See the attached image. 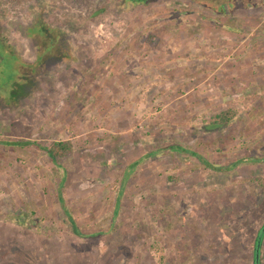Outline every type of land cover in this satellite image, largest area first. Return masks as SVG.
Wrapping results in <instances>:
<instances>
[{
  "label": "rangeland",
  "instance_id": "rangeland-1",
  "mask_svg": "<svg viewBox=\"0 0 264 264\" xmlns=\"http://www.w3.org/2000/svg\"><path fill=\"white\" fill-rule=\"evenodd\" d=\"M0 44V264H254L264 0H0Z\"/></svg>",
  "mask_w": 264,
  "mask_h": 264
},
{
  "label": "trees",
  "instance_id": "trees-1",
  "mask_svg": "<svg viewBox=\"0 0 264 264\" xmlns=\"http://www.w3.org/2000/svg\"><path fill=\"white\" fill-rule=\"evenodd\" d=\"M1 50H3L1 48ZM234 116V111L233 110H226L218 115L215 116V121L216 123L219 124H223V123H229L230 121H232ZM43 148L46 153L48 154L49 158L51 159V161L53 163L58 164L63 158H65L66 156H68L73 149L72 143L69 140H59V141H55L53 142L50 146L47 147H41ZM262 229V228H261ZM261 229L258 233V236L256 238L255 241V248H254V264H256V253H257V242H258V238H259V234L261 232ZM262 241V240H261ZM262 243V242H261ZM261 246L258 249L260 252ZM259 263H260V259H259Z\"/></svg>",
  "mask_w": 264,
  "mask_h": 264
},
{
  "label": "flooded vegetation",
  "instance_id": "flooded-vegetation-1",
  "mask_svg": "<svg viewBox=\"0 0 264 264\" xmlns=\"http://www.w3.org/2000/svg\"><path fill=\"white\" fill-rule=\"evenodd\" d=\"M3 49L2 51L4 52V54H5V56H7V57H9V56H14L15 57V59H16V61H17V67H18V69H19V71H20V75H21V70L22 69H26V65L23 63V61H21L18 57H20L17 53H15V52H10L9 50H6V48L3 46L2 47V45L0 44V49ZM27 69H29V70H33L34 68H33V66H31V65H29L28 67H27ZM19 75V76H20ZM19 76H17V77H19ZM22 76V75H21ZM25 77V79H26V77H27V75L26 76H24ZM28 78L29 77H27V79L26 80H28ZM19 79V78H18ZM13 90L11 89V87L9 88V90H8V93H9V96H13ZM20 92V91H19Z\"/></svg>",
  "mask_w": 264,
  "mask_h": 264
},
{
  "label": "water",
  "instance_id": "water-1",
  "mask_svg": "<svg viewBox=\"0 0 264 264\" xmlns=\"http://www.w3.org/2000/svg\"><path fill=\"white\" fill-rule=\"evenodd\" d=\"M263 236H264V225L262 226V229H261V232L259 234V238H258V242H257V253H256V264H260L259 263V257H260V252H259V248L261 246V240L263 239Z\"/></svg>",
  "mask_w": 264,
  "mask_h": 264
}]
</instances>
